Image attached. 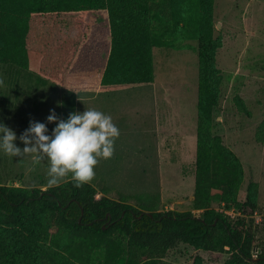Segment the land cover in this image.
I'll return each mask as SVG.
<instances>
[{
  "label": "trees",
  "instance_id": "trees-1",
  "mask_svg": "<svg viewBox=\"0 0 264 264\" xmlns=\"http://www.w3.org/2000/svg\"><path fill=\"white\" fill-rule=\"evenodd\" d=\"M212 0H0V64L36 67L38 82L74 94L150 84L152 48L178 38L197 42L196 149L191 206L155 211L114 200L70 179L46 190L0 184V264H172L168 250L187 244L229 256L223 264H264V221L255 223L258 187L243 181L239 158L213 133L221 73L215 66ZM105 10L109 52L99 81L105 31L90 14ZM237 105L246 112L237 98ZM247 113V112H246ZM212 203L234 206L225 218ZM82 211V213H81ZM144 212H151L148 216ZM104 227V228H103ZM256 257L253 258V254ZM191 264H202L196 255Z\"/></svg>",
  "mask_w": 264,
  "mask_h": 264
},
{
  "label": "rangeland",
  "instance_id": "rangeland-1",
  "mask_svg": "<svg viewBox=\"0 0 264 264\" xmlns=\"http://www.w3.org/2000/svg\"><path fill=\"white\" fill-rule=\"evenodd\" d=\"M90 18L105 31L99 81L109 52L108 18L105 10L91 13ZM211 23L213 38L221 40L215 54L221 84L219 102L213 112V133L222 138L242 164L243 181L237 202H244L248 184L256 183L260 209L253 218L261 216L256 219L260 223L264 221V0H212ZM197 61L196 40L189 36L178 38L172 45L152 48V83L105 91H99L96 86L90 91L74 94L76 101L61 86L38 82L34 65L18 69L0 64V78L3 79L0 123L16 133L14 143L22 149L24 144L18 137L28 128L30 120L46 123L51 135L55 123L46 120L50 109H54L60 119H67L70 112H83L87 108L101 110L112 117L120 136L115 141L112 158L101 159L95 168L96 175L90 183L99 192L97 198L104 192L114 200L125 196L127 204L135 207L196 214L187 184L178 196L168 194L161 203L158 175L140 174L138 170L145 156L155 154L152 136L156 134L158 118L161 120L163 112L168 110L166 98L184 118H188V114L193 116L195 131ZM237 98L242 100L247 113L238 107ZM149 143V147H144ZM31 167L30 158L9 157L0 150L1 185L31 190L49 188L47 160L29 171ZM211 207L218 211L222 209L219 203H212ZM227 208H233L231 215H225L229 221L241 216L236 207ZM196 255L201 256L202 264H223L229 253L227 249L202 251L182 243L168 250L163 260L172 264H191Z\"/></svg>",
  "mask_w": 264,
  "mask_h": 264
},
{
  "label": "clouds",
  "instance_id": "clouds-1",
  "mask_svg": "<svg viewBox=\"0 0 264 264\" xmlns=\"http://www.w3.org/2000/svg\"><path fill=\"white\" fill-rule=\"evenodd\" d=\"M49 113L47 122L55 123L51 135L46 123L30 120L28 128L18 137L24 144L22 149L14 143L16 133L0 123V150L9 157L30 158L29 171L46 159L48 187H58L69 177L78 188L90 183L100 160L114 155L119 128L110 115L94 107L70 112L67 119H60L54 109Z\"/></svg>",
  "mask_w": 264,
  "mask_h": 264
},
{
  "label": "crops",
  "instance_id": "crops-1",
  "mask_svg": "<svg viewBox=\"0 0 264 264\" xmlns=\"http://www.w3.org/2000/svg\"><path fill=\"white\" fill-rule=\"evenodd\" d=\"M74 100H77V96ZM164 102L168 103V110L163 112L161 120L158 118V124L155 126L156 134L152 136L155 140V154L144 157L138 172L145 175L150 173L158 175L161 203L168 194L178 196L185 184L190 189L191 200L196 149V127L194 131L193 120H191L193 116L188 114V118L187 116L184 118L181 113L171 107L167 98ZM149 146L150 143L144 144V147ZM192 182L193 187H191ZM258 218L261 216H256L257 220Z\"/></svg>",
  "mask_w": 264,
  "mask_h": 264
},
{
  "label": "built area",
  "instance_id": "built-area-1",
  "mask_svg": "<svg viewBox=\"0 0 264 264\" xmlns=\"http://www.w3.org/2000/svg\"><path fill=\"white\" fill-rule=\"evenodd\" d=\"M220 205L222 207L221 212H223L225 215H231L233 208H227V206L224 203H221ZM198 214H199V212L196 211V215H198ZM255 214H256V212H254L253 215H255ZM238 215H240L239 212H238ZM255 221H257V220L255 219ZM256 256H257L256 253H254L253 258H255Z\"/></svg>",
  "mask_w": 264,
  "mask_h": 264
},
{
  "label": "water",
  "instance_id": "water-1",
  "mask_svg": "<svg viewBox=\"0 0 264 264\" xmlns=\"http://www.w3.org/2000/svg\"><path fill=\"white\" fill-rule=\"evenodd\" d=\"M81 213H82V211H81ZM144 213H146V215H148V216H151V215H152L151 212H144ZM103 228H104V227H103Z\"/></svg>",
  "mask_w": 264,
  "mask_h": 264
}]
</instances>
